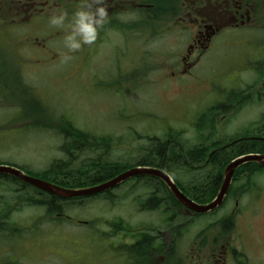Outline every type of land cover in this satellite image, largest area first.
I'll return each mask as SVG.
<instances>
[{
  "label": "rangeland",
  "instance_id": "374dc122",
  "mask_svg": "<svg viewBox=\"0 0 264 264\" xmlns=\"http://www.w3.org/2000/svg\"><path fill=\"white\" fill-rule=\"evenodd\" d=\"M43 14L50 19V14L57 12L46 9ZM190 15L192 19L199 17L195 12ZM155 16L158 21L153 23L141 17L142 26L133 32L131 22L137 17L128 12L123 18L127 22L125 33L110 28L102 43L83 45L73 53L63 44L67 26L58 29L46 22L39 27H24L27 29H0V166L32 175L46 170L54 161L69 162L60 151L64 142L61 136L50 129L32 127L40 122L56 130L70 124L92 137L109 139L106 151L86 145L66 170L73 174L70 179L61 176L53 180L66 185L76 181L74 186H79L85 185L86 179L78 171L95 161L135 165L144 159L155 149V143L147 138L165 142L172 134L184 150L202 146L210 151L216 142L230 143L227 139L236 134L238 127L264 120L263 93H251L249 101L240 104L238 110L236 106H225L237 93L224 91L233 88L247 92L246 86L254 81V69L264 65V53L255 54L249 45L258 37L264 39V31L257 32L258 25L257 31L251 23L249 29L221 33L214 40L215 48L196 62L192 59L194 65L183 74L181 70L186 68L182 58L193 31L183 32L174 27V22L178 16L185 19V13ZM254 19L258 22L261 18ZM64 54L73 59L62 63ZM14 72L20 77L14 78ZM243 91L238 94H249ZM220 104L223 110L219 114L216 109L215 114L206 115ZM209 117H213L209 129L204 130ZM198 120H203L200 126L195 125ZM171 170L190 194L195 188L213 187L209 179L217 174L212 166L192 173L177 165ZM254 170L252 166L240 168L234 176L240 184L235 188L232 184L222 209L197 219L173 215L165 203L167 193L160 185L155 189L153 182L129 181L113 189L108 200L96 198L81 205L61 203L60 216L55 212L48 215L45 198L32 188L0 182V226L16 228V223H22L32 235H36L35 229H43L33 236L38 241L35 245L31 242L30 249L51 253L59 257L61 264H108L112 259L106 250H123V242L131 243L140 228L143 235L151 228L164 231L174 218V264H194L193 257L203 245L205 254L214 250L218 253L228 239H234L240 251L256 259L251 264H264V209L256 215L247 210L232 226L222 227L230 222L227 215L235 199H241L242 207L247 204L252 187L247 188L241 176ZM154 194L163 200L150 210L146 204ZM186 222V230L179 234L178 228ZM55 256L48 257L47 264H55ZM231 264L237 263L233 260Z\"/></svg>",
  "mask_w": 264,
  "mask_h": 264
},
{
  "label": "flooded vegetation",
  "instance_id": "af4514ba",
  "mask_svg": "<svg viewBox=\"0 0 264 264\" xmlns=\"http://www.w3.org/2000/svg\"><path fill=\"white\" fill-rule=\"evenodd\" d=\"M146 1L103 0V3L97 4L96 0H53L50 4V0H0V29H6V27L27 29L24 27L30 26L29 28H31V25L39 27V24L49 22L48 15L43 14L46 9L56 10L57 14L60 11L65 12L67 14L65 25L67 26L71 22L74 12L82 6L87 8L90 5L89 10L92 12H95L97 7H104L107 10V21L102 28L98 29L96 42L100 44L107 38L106 33L110 28L126 32L127 22L123 18L128 12L134 13L135 17H137L134 22H131V25L134 26L133 28L137 29L142 24L143 11H149L151 8L159 9V0H151L154 2L152 5L146 3ZM167 7L176 15L185 13V19L180 18V16L177 17L174 22L175 28L180 27L182 29H179L183 32L184 30L193 31L192 39L185 51L187 54L182 58L183 66L186 68L181 70L183 74L194 65L192 59H195L196 62L208 51L215 48L214 40L221 33L232 32L239 28L249 29L248 25L251 23L255 24L253 25V31H257V25L259 26L257 32L264 31V0H167ZM194 12L199 15L197 19L191 18L190 14ZM202 15L204 16L201 17ZM51 16L52 14L49 17ZM254 17L261 19L257 22ZM249 45L251 50L256 51L255 54L264 53V39L258 37L254 42H250ZM257 66L261 65L257 64ZM254 73V81L252 80V84L246 86V89H249L246 91L264 94V65L254 69ZM14 76H18V74L14 73ZM0 77L2 76L0 75ZM1 80L3 82V79ZM2 87H4V84ZM224 91L239 93L242 90L226 88ZM236 97L234 96L233 99ZM222 104L219 106L220 111L223 110ZM225 106L229 107L230 104ZM225 121L226 123L228 122V120ZM230 137L236 141L257 140V143H261L260 139H264V120L250 121L246 126L238 127L236 134ZM230 146H232L231 142L222 144V141L219 145L225 151ZM257 168L259 170H254L241 176L242 179H245L247 188L252 187V191L249 193L250 197L244 207L241 205L240 198L235 199L234 207L227 215L228 219H230V226H232L234 220L246 214L245 211L248 210L249 213L251 211L256 215L258 210L264 209V168ZM252 177L254 180H252ZM236 179L237 176L232 180L234 188L237 183L240 184V182H236ZM260 179H263L262 182L258 181ZM232 184L226 196L225 204L231 195ZM19 185L21 186L22 184ZM21 188L25 189L24 185ZM239 189L240 186L238 185L237 192ZM182 209L177 206L176 213L192 216ZM3 225L5 227L0 226V264H47L48 257L52 258L55 256L51 253L42 254L37 250L32 251L30 249V243L32 242L35 245L38 241L33 236L41 234L44 231L43 229H35L36 235H32L28 233L31 229L25 227V224L16 223V228H11L6 224ZM140 229L139 235L137 234V238H134L131 243L123 242L125 246L123 250L105 251L109 254V259H112L108 264H117L114 259L121 260L123 264H174L173 251L176 240L174 218L168 221L167 229L164 231L151 228L147 229V235H143L144 230ZM204 249L205 245L196 251L193 257L195 259L194 264H231L233 260L237 264H251L256 261L246 252L240 251L238 246L235 245L234 239H228L226 243L220 245L218 253L214 250L205 254ZM55 259V264H61L59 257L55 256Z\"/></svg>",
  "mask_w": 264,
  "mask_h": 264
},
{
  "label": "trees",
  "instance_id": "16d2710c",
  "mask_svg": "<svg viewBox=\"0 0 264 264\" xmlns=\"http://www.w3.org/2000/svg\"><path fill=\"white\" fill-rule=\"evenodd\" d=\"M146 3H149L150 5L154 4L153 1L151 0H147ZM159 9H149V11H143V16L146 19V21H152V22H157L158 21V17H156V14H162L164 13L165 16H174L176 15V13H172L171 10L168 9L167 7V0H159V5H158ZM166 7V8H165ZM164 9H168V12H165ZM160 21V19H159ZM238 100L240 101V97L237 96ZM218 109V108H217ZM216 111V108L211 109L209 112H213ZM214 111V112H215ZM48 112V111H47ZM46 112V114H48ZM212 114V113H211ZM42 123L44 122H40V125L37 124L35 126H32L34 129L38 128L37 130H45V129H50L52 130V132H55L57 135L61 136L63 138V144L61 146L60 151L67 157V159L69 160V162H64V161H54L52 164H50V166L38 173V174H32L30 176L33 177H37L40 178L44 181H48L51 183H54L53 180H58L61 176H66V178H69L73 175L72 173H68V171H66L70 165H72L73 160L77 159V157L83 153L86 150V145H90L94 148L92 149H101L103 151H106L109 148V139L108 138H99V137H92L90 135H88L85 132H81L77 129H74L70 124H63V131L62 129H57L54 126H46V125H42ZM200 124H202V122H200ZM147 140L149 142H153L154 144V151L151 154H148L144 159L141 158V160L136 163L135 165H120V164H113V163H108V162H102V161H95L93 163V165L91 166H86L84 167L80 172L78 171V173H80L83 177H85L86 181H85V185H79V186H74L75 182H71V185H66V184H62L60 182L54 183L58 186H61L65 189H84L87 187H93L96 186L98 184L104 183L109 181L110 179L116 177L117 175H119L120 173L129 170L133 167H140V166H147V167H155V168H161L164 171H166L167 173H169L170 175L175 173L171 170L172 166L177 165V167H181V166H188L190 164L196 165L197 162V158L198 155L200 154L201 150H205V156L203 159V162L201 164L203 165H207V166H212L214 167L215 171H217L216 173V177H218V180L221 181V177H222V171L223 168L230 162V160L233 157H238L239 155L242 154H246V153H258L256 151L255 148H253L252 143L247 145H242L244 148L247 149L246 152L241 151L239 152L236 149V152H234L233 156H228V157H224V156H220L218 154H213L210 153V151H206L207 149H203L201 148L202 146L199 147H195L189 150H184L182 148V146L178 145L179 142H177V137L175 136H171L168 135V139L165 140V142H161L156 138H147ZM203 152V151H202ZM207 154V155H206ZM196 157V158H195ZM219 158H225L226 162L224 165L222 166H218L216 163V160ZM250 166H255V165H246V169H248ZM219 171V173H218ZM28 174V173H26ZM29 175V174H28ZM173 179L176 183V181L178 180L176 178V176ZM55 180V181H56ZM83 180V179H82ZM218 180L213 184V187H209V188H203V189H196L194 191L191 192V194H194L197 196L198 198V202H204V203H208L210 202L214 196L216 195V187H217V182ZM12 182V183H19L16 179H14L11 176H3L0 175V182ZM135 182H141V181H145V182H153L155 184V186H153L155 189H159L162 187V189L164 190L165 194L167 193V196L170 197L176 205V208L178 206V203L176 202V200L174 199V197H172V195L170 194V192L167 190V188L163 185L162 182H160L159 180H157L156 178H151V177H138L136 179H134ZM159 185L161 187H159ZM122 186V185H121ZM215 186V187H214ZM214 189V190H213ZM32 190L36 193L39 194V196L44 197L46 200V208H47V212L48 215L49 214H53L54 212H63V209L60 207L61 203H79V205H81V203H84V201L86 200H91V199H96V198H102V199H106L108 200V198L111 195V191H107L103 194L97 195V196H93V197H89V198H75V199H70V200H66V199H61L55 196H51L47 193H44L38 189L32 188ZM184 190V189H183ZM196 191H200V192H204V194L201 193H196ZM187 192V191H186ZM48 199H52L53 202H48ZM162 198L157 197V195H153L148 201L147 204L149 205V209L153 210L154 207L157 208V205L159 207V202H162ZM177 214V213H175ZM178 215V214H177ZM187 223V222H186ZM187 224H181L179 229V234H183L184 230H186L187 228ZM178 234V235H179Z\"/></svg>",
  "mask_w": 264,
  "mask_h": 264
},
{
  "label": "water",
  "instance_id": "95a60500",
  "mask_svg": "<svg viewBox=\"0 0 264 264\" xmlns=\"http://www.w3.org/2000/svg\"><path fill=\"white\" fill-rule=\"evenodd\" d=\"M246 163H256L264 167V156L250 155V156L239 158L233 161L232 163H230L224 170V180L217 194V197L215 198L213 202L209 203L208 205H204V206L197 205L193 203L192 201H190L177 189V187L172 182V180L163 171L158 170V169H152V168L130 169L105 183L99 184L92 188L83 189V190L63 189L61 187L44 182L42 180L29 177L25 175L24 173H22L20 170L12 168V167L0 166V175L11 176L25 183L26 185H29L42 192H45L49 195H52V196H55L61 199H75V198L95 196L103 192H107L111 189H114L115 187L121 185L123 182L131 178L149 176V177H154V178L161 180L166 185V187L169 189V191L174 196L176 201L182 207H184L188 212H191L197 215H204V214H207V213H210L216 210L218 207L221 206L224 200V197L227 194V191L229 189L230 182H231V179H232V176L235 170L241 165H244Z\"/></svg>",
  "mask_w": 264,
  "mask_h": 264
},
{
  "label": "clouds",
  "instance_id": "9594fccd",
  "mask_svg": "<svg viewBox=\"0 0 264 264\" xmlns=\"http://www.w3.org/2000/svg\"><path fill=\"white\" fill-rule=\"evenodd\" d=\"M97 4L103 3V0H96ZM90 5L85 8L81 7L74 12L71 22L67 24V33L64 37L63 44L69 53L78 52L83 45H92L97 40L98 29L102 28L107 21V10L104 7H97L92 12ZM67 14L60 11L59 14L53 15L49 19L51 26L64 29ZM71 55L64 54L62 63L72 60Z\"/></svg>",
  "mask_w": 264,
  "mask_h": 264
},
{
  "label": "bare ground",
  "instance_id": "6f19581e",
  "mask_svg": "<svg viewBox=\"0 0 264 264\" xmlns=\"http://www.w3.org/2000/svg\"><path fill=\"white\" fill-rule=\"evenodd\" d=\"M230 106L229 107H232V108H234L235 106L238 108V110H240L241 109V106H240V104L235 100V99H233L232 98V100H230ZM237 110V111H238ZM213 118V117H212ZM212 118H207V120L205 121L206 122V125H204L203 127H205V129L204 130H208L209 129V120H212ZM228 141H230L231 142V144L233 145V148L231 149V151H225V150H222L220 147H216V148H214V151H213V154H218V155H220V156H224V157H228V156H233V154H234V152H236V149L239 151V152H241V151H244V152H246L247 151V149L246 148H244L242 145H246V147H247V145H249V144H251L252 143V145H253V148H255L256 149V151L260 154V155H262V156H264V147H263V145L261 144V143H257L256 141L257 140H239V141H236L234 138H229V139H227ZM203 151V152H202ZM205 150H201L200 151V154L198 155V158H197V160H196V162H197V164H196V167L198 168V170L200 171V170H202V165H201V162H203V159H204V156H205ZM250 155H252V153H246V154H242V155H239L238 157H246V156H250ZM237 157H233L230 161H232V160H234V159H236ZM225 162H226V159L225 158H219V159H217L216 160V163H217V165L218 166H222V165H224L225 164ZM226 168V166L223 168V170ZM256 171L257 170H259L258 168L257 169H255ZM115 178V177H114ZM136 178H138V177H134V178H131V179H129V181L131 182H134V179H136ZM113 179V178H112ZM111 180V179H110ZM218 180V177H216V176H213L211 179H209V181H210V183L213 185L216 181ZM175 186L177 187V189L182 193L183 192V187H182V185L178 182V181H176V183H175ZM221 186H222V182L221 181H219V183H218V185H217V189L218 190H220V188H221ZM228 191H229V189H228ZM228 191H227V193H228ZM171 194V193H170ZM172 195V194H171ZM52 196V195H51ZM190 196H191V198H192V200L193 201H197L198 200V198H197V196L196 195H194V194H190ZM172 197H174L173 195H172ZM215 198H216V196H214V198L210 201V202H208V203H211V202H213L214 200H215ZM53 202V200L52 199H48V202ZM165 203H166V205H167V208H168V210L169 211H172V213H173V215L177 212V208H176V205H175V203H174V201L170 198V197H168L166 200H165ZM146 207H148V209H149V205L148 204H146ZM58 216H60V212H55ZM193 218H195V219H197V218H199V215H197V214H193ZM228 223V222H227ZM229 224V223H228ZM224 225V226H222L223 228H225V227H228L229 228V226L230 225Z\"/></svg>",
  "mask_w": 264,
  "mask_h": 264
}]
</instances>
